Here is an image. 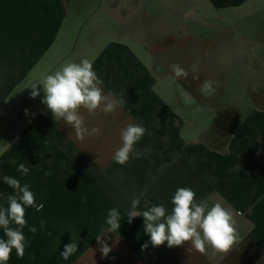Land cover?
Wrapping results in <instances>:
<instances>
[{
	"label": "crops",
	"instance_id": "1",
	"mask_svg": "<svg viewBox=\"0 0 264 264\" xmlns=\"http://www.w3.org/2000/svg\"><path fill=\"white\" fill-rule=\"evenodd\" d=\"M210 18L232 39H208ZM206 46L226 71L183 67ZM84 58L103 92L125 103L112 113L81 108L100 134L78 140L41 102L42 87L32 99L29 86ZM174 63L187 79L174 77ZM205 80L220 82L214 95L201 93ZM129 123L147 131L135 145L140 158L122 166L113 155ZM4 176L30 184L44 204L39 212L26 207L25 254L13 249L7 264H264V0H0V207L14 194ZM181 187L233 212L239 240L228 252L166 242L142 250L150 237L141 216L128 222L132 199L140 197L137 212L161 203L170 212ZM111 208L121 227L102 237L112 247L102 257L95 237ZM0 238L7 239L2 228ZM71 241L78 251L63 260Z\"/></svg>",
	"mask_w": 264,
	"mask_h": 264
},
{
	"label": "clouds",
	"instance_id": "2",
	"mask_svg": "<svg viewBox=\"0 0 264 264\" xmlns=\"http://www.w3.org/2000/svg\"><path fill=\"white\" fill-rule=\"evenodd\" d=\"M176 79H187L188 72L179 64L169 66ZM103 80L94 71L93 63L87 58L79 62H70L59 70L45 74L39 81L31 86L30 96L35 99L40 95V87L43 90L42 103L53 114L57 121L64 120L74 128V134L78 140H84L86 136L100 134V129L86 126L80 109H86L89 114L96 110L105 113L115 112L124 107V100L118 94L109 91L107 94L102 89ZM220 87L219 81L205 80L200 91L205 96H212ZM182 96H189L182 86L177 85ZM194 102V101H193ZM27 109L25 112L27 113ZM146 128L139 124L129 123L121 131V146L116 149L113 160L120 165H125L130 157L140 158L135 145L146 134ZM23 176H27L30 168L21 163L17 167ZM3 182L14 190V194L6 197L7 207H0V228L3 229L7 239L0 238V264H7L11 253L15 249L16 255L22 257L25 254L27 244L22 229L27 226L26 207L34 208L37 212L44 208L43 203H37L34 193L28 183L21 184L20 180L12 176H4ZM143 195V193H141ZM171 203V211L163 203L153 205L149 209L137 212L140 197L131 201V210L127 214L128 222L141 216L143 227L150 240L141 245L146 250L149 243L153 247L164 245L169 248L190 243L191 249L200 253H206L210 247L215 253L228 252L239 240L236 221L233 212L220 203L209 205L207 200L196 199V193L191 188L181 187L175 191ZM14 223L19 226L12 228ZM46 221L40 220V229L45 227ZM106 228H103L95 238L99 244L102 257H108L112 251L109 243L103 239L105 233H117L121 227L120 213L117 208L108 210ZM31 233H37L36 226L28 229ZM119 239V236H117ZM78 251V243L71 241L64 246L60 253L63 260ZM115 259V257H112Z\"/></svg>",
	"mask_w": 264,
	"mask_h": 264
},
{
	"label": "rangeland",
	"instance_id": "3",
	"mask_svg": "<svg viewBox=\"0 0 264 264\" xmlns=\"http://www.w3.org/2000/svg\"><path fill=\"white\" fill-rule=\"evenodd\" d=\"M192 19V15H189V20ZM259 21V19H257ZM209 23L210 25H207L204 27L203 29V33H205V35L207 36L208 39H210L211 41L213 40H219V38L221 39H226V41H229L228 39H232V37H229L227 34H228V29L226 28V30H224V32H218L217 31V28L218 26L216 21L212 22L211 18L209 20ZM140 51V53L144 54V55H147L145 49H138ZM202 53L203 54H190L188 56V63L185 64L183 63V67L186 68V65L188 66L189 68V72H193L194 74H200L201 72H212V71H218L220 69L225 68V71L227 70L226 69V66L224 67V65L220 62H215L214 61V54H216V49H212L211 47H208L206 46L205 48H203V50L201 49ZM203 56V57H202ZM200 59V57L202 58V63L203 64H199L197 65L196 63V58ZM177 64V63H176ZM180 65V64H179Z\"/></svg>",
	"mask_w": 264,
	"mask_h": 264
}]
</instances>
